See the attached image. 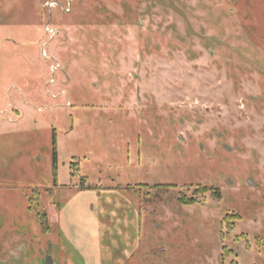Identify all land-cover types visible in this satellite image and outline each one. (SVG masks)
<instances>
[{
    "label": "rangeland",
    "instance_id": "1",
    "mask_svg": "<svg viewBox=\"0 0 264 264\" xmlns=\"http://www.w3.org/2000/svg\"><path fill=\"white\" fill-rule=\"evenodd\" d=\"M50 1L0 0V263L111 199L123 264H264V0Z\"/></svg>",
    "mask_w": 264,
    "mask_h": 264
},
{
    "label": "crops",
    "instance_id": "2",
    "mask_svg": "<svg viewBox=\"0 0 264 264\" xmlns=\"http://www.w3.org/2000/svg\"><path fill=\"white\" fill-rule=\"evenodd\" d=\"M67 186V184L64 185V190H69ZM108 201L106 202L105 199L104 202L96 201L93 205L96 210H94V213L89 214L90 216L84 214V212L82 213L83 208L76 207L77 217L74 215L76 220L70 217L68 221L65 215L59 214V218L55 223L60 228L58 233L56 232V241L58 245L57 256H61H53L51 251L49 252L54 264H123L132 258L136 252V246L123 247L121 250L117 246L118 234H115L117 233L114 231L115 225L112 224L114 216H111V208L107 209L108 205L104 207L105 202L113 203L111 199H108ZM116 210L118 211V208ZM78 212L83 215H78ZM130 215H124L123 221L130 220ZM73 220L78 229L68 231L67 224ZM125 232L124 234H126ZM41 261L39 264H42ZM0 264L7 263L2 261Z\"/></svg>",
    "mask_w": 264,
    "mask_h": 264
},
{
    "label": "trees",
    "instance_id": "3",
    "mask_svg": "<svg viewBox=\"0 0 264 264\" xmlns=\"http://www.w3.org/2000/svg\"><path fill=\"white\" fill-rule=\"evenodd\" d=\"M51 144H52V161H51V166H52V175H53V184L54 186H57V150H56V136L55 132L53 131L52 138H51ZM197 192L205 193L209 191V189L205 186L200 187L199 189L197 188ZM38 193L36 192V196L33 199L37 201ZM215 197H218V194L214 192ZM178 201L182 204L186 205H191L195 203V200L193 197L186 198L185 196H180L178 198ZM31 208V207H30ZM37 217L39 218V224L42 226V229L45 231L47 230V227H44L45 221H46V215L44 212L37 211L36 212Z\"/></svg>",
    "mask_w": 264,
    "mask_h": 264
},
{
    "label": "built area",
    "instance_id": "4",
    "mask_svg": "<svg viewBox=\"0 0 264 264\" xmlns=\"http://www.w3.org/2000/svg\"><path fill=\"white\" fill-rule=\"evenodd\" d=\"M73 0H67L65 5H60L59 3L55 2V1H50L47 3L48 7L51 8H55L57 6H60V9L64 12H68L70 10V6H71V2ZM45 31L49 34V36L52 38L55 35V30L49 26V24L45 25ZM44 54V52H43ZM56 66H54L53 68H55Z\"/></svg>",
    "mask_w": 264,
    "mask_h": 264
},
{
    "label": "water",
    "instance_id": "5",
    "mask_svg": "<svg viewBox=\"0 0 264 264\" xmlns=\"http://www.w3.org/2000/svg\"><path fill=\"white\" fill-rule=\"evenodd\" d=\"M41 263L42 264H54V262L50 256L45 257V259L42 260Z\"/></svg>",
    "mask_w": 264,
    "mask_h": 264
},
{
    "label": "flooded vegetation",
    "instance_id": "6",
    "mask_svg": "<svg viewBox=\"0 0 264 264\" xmlns=\"http://www.w3.org/2000/svg\"><path fill=\"white\" fill-rule=\"evenodd\" d=\"M202 187H203V186H202ZM214 188H215V187H214ZM181 196H182V195H181ZM183 196H184V195H183ZM179 197H180V196H179ZM179 197H178V198H179ZM186 198H187V197H186ZM188 198H190V197H188ZM185 205H186V204H185Z\"/></svg>",
    "mask_w": 264,
    "mask_h": 264
}]
</instances>
